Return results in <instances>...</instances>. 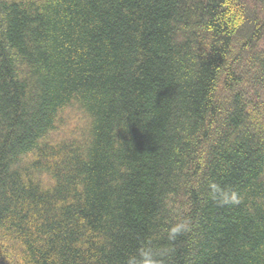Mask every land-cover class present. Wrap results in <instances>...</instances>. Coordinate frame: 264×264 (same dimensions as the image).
<instances>
[{"label": "trees", "instance_id": "obj_1", "mask_svg": "<svg viewBox=\"0 0 264 264\" xmlns=\"http://www.w3.org/2000/svg\"><path fill=\"white\" fill-rule=\"evenodd\" d=\"M0 264H264V0H0Z\"/></svg>", "mask_w": 264, "mask_h": 264}]
</instances>
